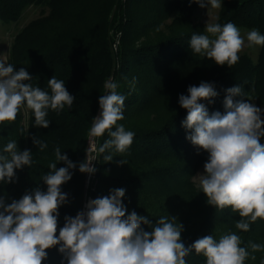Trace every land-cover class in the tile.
I'll list each match as a JSON object with an SVG mask.
<instances>
[{"label":"trees","instance_id":"obj_1","mask_svg":"<svg viewBox=\"0 0 264 264\" xmlns=\"http://www.w3.org/2000/svg\"><path fill=\"white\" fill-rule=\"evenodd\" d=\"M29 5L46 6L48 13L15 35L9 63L16 71L24 67L33 78L30 83L42 90L50 92L48 80L53 76L63 80L75 100L71 108L48 111L47 129L34 127V116L26 108L25 115L20 112L14 122L0 125V154L10 140L17 141L20 151L33 153L31 167L17 169L13 182H0L5 204L36 187L47 190L42 178L49 172V163L56 162L54 149L59 146L77 167L69 169L72 178L61 186L67 203L59 208L58 226L63 227L66 215L77 214L84 187V173L78 166L86 159L87 133L100 111L104 82L111 77L119 85L118 93L126 97L124 119L118 123L135 137L127 152L106 151L98 156L93 199L124 188L128 213L135 210L153 224L163 215L175 217L183 225L185 246L205 235L218 239L230 231L241 236V246L247 247L249 241L264 244V220L258 218L247 232L238 230V213L210 206L195 187L192 178L208 153L186 139L190 130L182 122L187 110L178 102L189 86L207 82L218 93L212 102L200 101L209 113H223L226 89L237 85L243 86L247 102L255 98L264 103V46L255 61L239 54L230 69L194 54L190 38L193 33L203 34L204 26L192 20L199 4L190 0H0V21H17ZM227 22L264 35V0H222L216 23ZM35 136L47 143L44 151L34 145ZM107 139V133L97 138V147ZM260 142L264 144V137ZM108 154L113 155L111 162L103 159ZM60 167L66 165L58 162ZM46 251L42 264H67L58 246ZM254 255L256 259L249 257L245 264H261L264 252ZM185 259L187 264H206V258L194 251Z\"/></svg>","mask_w":264,"mask_h":264},{"label":"clouds","instance_id":"obj_2","mask_svg":"<svg viewBox=\"0 0 264 264\" xmlns=\"http://www.w3.org/2000/svg\"><path fill=\"white\" fill-rule=\"evenodd\" d=\"M190 2L207 7L208 17L209 9L222 7V0ZM246 39L249 47L264 46V35L257 29L248 31ZM189 47L194 54L230 69L240 59L245 38L234 23L221 25L208 19L203 34H192ZM32 80L24 67L16 71L11 63L0 60V125L14 122L21 109L26 108L34 116V127L47 129L49 110L61 112L65 106L72 107L75 97L63 80L55 76L49 79L50 92L33 86ZM135 83L133 77V87ZM118 87L111 77L104 82L105 94L98 100L101 112L93 117L87 133V157L78 166L81 173L95 174L93 161L97 156L106 151L125 153L133 143L135 133L118 123L124 119L126 99L118 93ZM187 93L178 100L180 107L187 110L182 122L190 130L186 139L208 153L204 172L194 178L207 203L238 213L235 228L247 232L258 218L264 220V144L260 142L264 137V109L243 99L242 85L226 89L223 113H209L200 102H212L218 95L212 84L189 86ZM105 133L109 139L97 147V138ZM32 139L41 152L48 147L38 136ZM32 154L28 149L20 151L17 141L10 140L0 154V182H13L17 169L31 167ZM54 154L56 162L49 163V172L42 178L46 191L36 187L9 204L0 197V264H42L48 257L46 250L57 246L67 264H187L185 258L193 251L205 257L206 264H245L249 257L256 259L254 253L264 252V244L249 241L247 247L241 246V236L232 231L218 239L205 235L185 246L183 225L175 217L163 215L153 224L135 210L128 213L123 203L124 188L89 200L85 210L74 217L66 215L63 227H59V208L67 203L61 186L71 180L69 169H75L77 164L59 146ZM103 159L111 162L113 155H104ZM58 162L66 167L57 168ZM142 225L151 230L146 231Z\"/></svg>","mask_w":264,"mask_h":264},{"label":"rangeland","instance_id":"obj_3","mask_svg":"<svg viewBox=\"0 0 264 264\" xmlns=\"http://www.w3.org/2000/svg\"><path fill=\"white\" fill-rule=\"evenodd\" d=\"M210 16L208 17V8L204 7L201 8L200 6L194 11L192 15V20L194 22L202 23L204 28L206 26V22L209 19V22H216L217 19H213L214 17H218L219 9L213 10L209 9ZM48 13V8L46 6H40V5H29L22 11L19 19L15 22H3L0 21V60L5 61L6 63H9V51L11 44L13 42V39L15 35L30 21L35 20L43 15H46ZM241 31V35L245 38V47L239 54H246L248 55L252 60H256L260 46H252L249 47L247 45V39L246 34L248 31L252 29H245V28H239ZM113 33H115V29L112 30ZM251 103H254L257 107H260L264 109V103H261L257 101L255 98L250 99ZM21 112L25 115V109H21ZM262 119H264V114H262ZM204 166V165H203ZM201 166L199 170L196 172L194 176L197 174H202L204 172V167ZM192 181L195 185V187H198V180H196L194 177L192 178Z\"/></svg>","mask_w":264,"mask_h":264},{"label":"built area","instance_id":"obj_4","mask_svg":"<svg viewBox=\"0 0 264 264\" xmlns=\"http://www.w3.org/2000/svg\"><path fill=\"white\" fill-rule=\"evenodd\" d=\"M118 37L119 36L116 37L115 42L113 44L114 50L117 49V45L119 43ZM89 146L90 145H89V141H88L87 149L89 148ZM86 157H87V151H86ZM97 162H98V156H97V160L93 161V166L95 168L97 167ZM96 183H97V180H96L95 174L90 175V174L84 173V187H83V193H82L81 205H80L79 211L85 210L86 203L89 200L93 199L92 192L95 189Z\"/></svg>","mask_w":264,"mask_h":264},{"label":"water","instance_id":"obj_5","mask_svg":"<svg viewBox=\"0 0 264 264\" xmlns=\"http://www.w3.org/2000/svg\"><path fill=\"white\" fill-rule=\"evenodd\" d=\"M100 112H101V109H100V111H99V113H98V116L100 115Z\"/></svg>","mask_w":264,"mask_h":264}]
</instances>
